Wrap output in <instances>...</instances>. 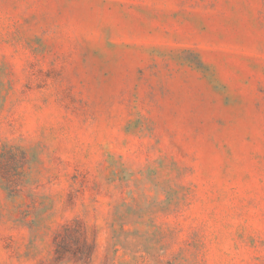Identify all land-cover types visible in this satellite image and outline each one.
Segmentation results:
<instances>
[{"label":"rangeland","instance_id":"1","mask_svg":"<svg viewBox=\"0 0 264 264\" xmlns=\"http://www.w3.org/2000/svg\"><path fill=\"white\" fill-rule=\"evenodd\" d=\"M0 264H264V0H0Z\"/></svg>","mask_w":264,"mask_h":264}]
</instances>
